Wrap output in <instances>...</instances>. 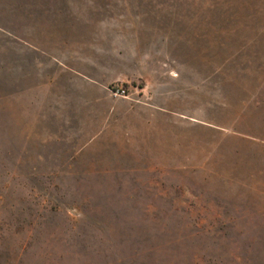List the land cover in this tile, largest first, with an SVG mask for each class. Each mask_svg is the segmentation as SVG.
I'll list each match as a JSON object with an SVG mask.
<instances>
[{"label": "rangeland", "instance_id": "374dc122", "mask_svg": "<svg viewBox=\"0 0 264 264\" xmlns=\"http://www.w3.org/2000/svg\"><path fill=\"white\" fill-rule=\"evenodd\" d=\"M40 10L50 49L136 46L175 77L161 85L176 90V136L158 159L56 161L74 147L48 137L40 74L13 36ZM198 231L206 260L264 264V0H0V264L139 262L150 243L160 263L185 264L179 234Z\"/></svg>", "mask_w": 264, "mask_h": 264}, {"label": "crops", "instance_id": "0c3cea01", "mask_svg": "<svg viewBox=\"0 0 264 264\" xmlns=\"http://www.w3.org/2000/svg\"><path fill=\"white\" fill-rule=\"evenodd\" d=\"M47 19L40 10L26 24L25 38L11 35L25 44L27 65L40 74L32 89L40 92L41 121L48 116L55 123L48 137L74 147L58 152L56 161L67 169L116 170L158 159L161 138L169 148L171 136H176V90L161 85L175 77L166 74L161 80L151 55L136 46L86 51L74 40L63 41L61 48L56 41V49H50ZM136 80L143 84L132 97L111 92L118 84L132 90Z\"/></svg>", "mask_w": 264, "mask_h": 264}, {"label": "trees", "instance_id": "16d2710c", "mask_svg": "<svg viewBox=\"0 0 264 264\" xmlns=\"http://www.w3.org/2000/svg\"><path fill=\"white\" fill-rule=\"evenodd\" d=\"M199 231L190 233L188 235L179 234L180 244L187 246L191 249L189 252V259L185 264H218L216 261H210L209 259H205V255L200 251L202 250L201 244L197 243V239H199ZM142 244V243H141ZM149 244L148 247L141 246L137 252L143 254V258L141 261L137 262L133 258H123L119 261V264H162L157 258V250L158 246ZM199 248V249H198Z\"/></svg>", "mask_w": 264, "mask_h": 264}, {"label": "built area", "instance_id": "2783aa9c", "mask_svg": "<svg viewBox=\"0 0 264 264\" xmlns=\"http://www.w3.org/2000/svg\"><path fill=\"white\" fill-rule=\"evenodd\" d=\"M110 89L115 96L132 97V92L125 85H114Z\"/></svg>", "mask_w": 264, "mask_h": 264}]
</instances>
